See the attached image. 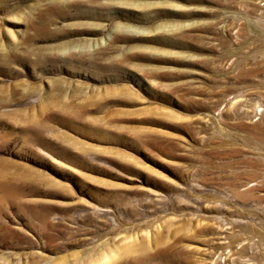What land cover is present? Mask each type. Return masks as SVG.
I'll list each match as a JSON object with an SVG mask.
<instances>
[{
    "label": "rangeland",
    "instance_id": "obj_1",
    "mask_svg": "<svg viewBox=\"0 0 264 264\" xmlns=\"http://www.w3.org/2000/svg\"><path fill=\"white\" fill-rule=\"evenodd\" d=\"M264 264V0H0V264Z\"/></svg>",
    "mask_w": 264,
    "mask_h": 264
},
{
    "label": "bare ground",
    "instance_id": "obj_2",
    "mask_svg": "<svg viewBox=\"0 0 264 264\" xmlns=\"http://www.w3.org/2000/svg\"><path fill=\"white\" fill-rule=\"evenodd\" d=\"M93 264H95V263H93ZM97 264H105V262H101V260H98Z\"/></svg>",
    "mask_w": 264,
    "mask_h": 264
}]
</instances>
